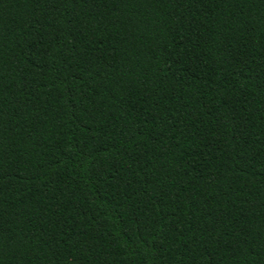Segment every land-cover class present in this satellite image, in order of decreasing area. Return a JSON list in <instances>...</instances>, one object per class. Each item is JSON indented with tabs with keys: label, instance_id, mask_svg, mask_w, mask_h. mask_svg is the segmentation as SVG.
Returning a JSON list of instances; mask_svg holds the SVG:
<instances>
[{
	"label": "trees",
	"instance_id": "trees-1",
	"mask_svg": "<svg viewBox=\"0 0 264 264\" xmlns=\"http://www.w3.org/2000/svg\"><path fill=\"white\" fill-rule=\"evenodd\" d=\"M0 264H264V0H0Z\"/></svg>",
	"mask_w": 264,
	"mask_h": 264
}]
</instances>
